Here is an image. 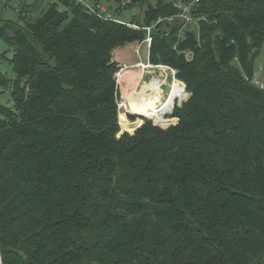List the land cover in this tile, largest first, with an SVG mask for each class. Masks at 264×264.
<instances>
[{"label": "trees", "instance_id": "obj_1", "mask_svg": "<svg viewBox=\"0 0 264 264\" xmlns=\"http://www.w3.org/2000/svg\"><path fill=\"white\" fill-rule=\"evenodd\" d=\"M85 1L0 20L16 74L0 71V264H264V0H200L182 36L177 0ZM160 18L151 61L192 95L177 123L120 128L113 53Z\"/></svg>", "mask_w": 264, "mask_h": 264}, {"label": "rangeland", "instance_id": "obj_2", "mask_svg": "<svg viewBox=\"0 0 264 264\" xmlns=\"http://www.w3.org/2000/svg\"><path fill=\"white\" fill-rule=\"evenodd\" d=\"M50 1L52 0H0V20L1 21H11L13 23H16L17 25L22 26L23 21L20 18V7L23 4L28 5L29 7H45ZM98 1L101 4V7L105 9V13L107 16H114L115 11H117V8H124L126 4L131 2V0H87L88 4H91L93 2ZM156 0H152V3H155ZM60 10L64 9V6L59 5ZM33 9V8H32ZM36 10V9H35ZM39 10V9H38ZM138 16L140 19L144 17V9L140 5H135L131 7L130 10H124L123 13L119 14V18L121 21L124 22H130L132 21V18L134 16ZM193 31H198V27L196 25H193V27L189 28ZM197 33V32H196ZM140 48V42H133L130 43L124 47L117 48L114 53L113 57L115 60H117L121 65H123L122 68L128 67L127 70L123 71V74L120 76V78H117L118 70L115 74L116 76V83L118 86V93L117 99H118V122L120 125V122L122 121V118H124L126 121H132L134 123H138V120L141 119L142 123L137 127V129L144 124L146 120H149L147 117L137 114L135 111L140 110V113H146L143 111V107L147 106L146 102L155 101V97L151 94L149 89H146L144 85H147L151 81H149L150 74H146L144 79L142 80V75L144 74V71L141 67H137V63L141 60L143 62L148 61V53H149V47L147 44H142L140 48V55L137 53V50ZM14 55V48L11 47L7 41L0 38V71L5 74L7 78H10L14 81L16 78V74L13 69V63L11 59ZM264 47L261 51V54L259 55L257 61H256V67L255 70V80H264ZM176 78L178 81L182 82L185 85V90L187 92V96L184 100H182L179 96H176V104L174 105L173 109L162 114L157 120L156 118L152 117L154 121H162L166 117L168 119H171L172 122L170 124L177 123L179 121V110L183 108V106L189 101L192 92L189 91L187 84L182 79H179L176 75ZM149 81V82H148ZM142 82V83H141ZM172 75H169L168 77V84L163 85L162 92L163 97L168 95L170 91V85L172 84ZM11 86V85H10ZM4 87L0 86V103L3 105H7L9 107L14 106V100L11 95V88L12 87ZM141 90L140 92H143L142 94L137 96L135 92ZM139 93V92H138ZM132 95H134L132 97ZM178 97V98H177ZM125 100V101H123ZM129 103L125 106V109H127L130 105L134 106V111H131L132 113H128L125 111V113L119 112V107H122L121 103ZM161 102H157L156 105H160ZM147 114V113H146ZM149 115V114H148ZM150 116V115H149ZM152 116V115H151ZM1 117V115H0ZM150 118V117H149ZM152 121V120H151ZM154 121H152L154 124H156ZM157 125V124H156ZM159 125V124H158ZM120 128L122 126L120 125ZM128 132V131H126Z\"/></svg>", "mask_w": 264, "mask_h": 264}, {"label": "built area", "instance_id": "obj_3", "mask_svg": "<svg viewBox=\"0 0 264 264\" xmlns=\"http://www.w3.org/2000/svg\"><path fill=\"white\" fill-rule=\"evenodd\" d=\"M199 1L200 0H190V1L177 0L178 6H179V12L175 15H170V16L166 17L169 21H173L175 18H180L183 20L184 25L180 31V36L183 35V31L185 29L193 27V25H196L199 28V20L200 19H199V17H196L192 14V8ZM85 3H87V1H85ZM99 8H101L102 11H105V9H103L101 7V5H99ZM161 20H163V19L160 18L156 23L146 25L143 27V29L146 31V36H145V39L140 42V48H141L142 44H147V46L149 47L148 61L143 62L140 60L136 66L142 67L144 70V74L142 75L143 76L142 80L144 79L146 74H150L149 81H152L154 79H158L159 80V87H160V89L163 90L162 86L168 84L169 75H172V81L174 82L177 79L176 75H177L178 71L176 68H174L170 65L163 64V63H153L151 61L150 48H151L152 42H153V31H154V28H156V24L159 23ZM132 26L134 28H140L139 25H137V24H132ZM140 48L137 50V53L139 55H140ZM255 83L258 84L262 89H264V80H255ZM125 111L128 113H132L131 111H128V109H126ZM147 118L149 120L154 121L153 118H149V117H147ZM154 122L156 124H159L156 121H154ZM159 125H161V124H159Z\"/></svg>", "mask_w": 264, "mask_h": 264}, {"label": "bare ground", "instance_id": "obj_4", "mask_svg": "<svg viewBox=\"0 0 264 264\" xmlns=\"http://www.w3.org/2000/svg\"><path fill=\"white\" fill-rule=\"evenodd\" d=\"M127 69H128V67L121 69L118 72L117 78L119 79L120 76L123 74V71H125ZM144 86L146 87V89L150 90L151 94L155 97V101L154 102H151V101L146 102L147 106L143 107V111L146 112L147 114L146 113H140V110H137L135 112L137 114L143 115L145 117H150L152 115L153 117H156L157 120H159V118L162 114H164V113H166L172 109L173 103L171 105V102L176 96H179L182 100H184L187 96V92L185 90L184 84L182 82L178 81L177 79L170 85V91H169L168 95L165 96V98L163 97L162 89H160V87H159V80L158 79H154L150 83H148L147 85H144ZM140 91L141 90L138 91L139 93L136 91L135 94H137V96L140 95V93L142 94L143 92H140ZM133 96L134 95H132V97ZM161 100H162V103L157 106L156 103L161 102ZM123 101H125V100H123ZM128 104L129 103H127V102L121 103L123 110H124L121 113H125V106ZM150 118H152V117H150Z\"/></svg>", "mask_w": 264, "mask_h": 264}, {"label": "water", "instance_id": "obj_5", "mask_svg": "<svg viewBox=\"0 0 264 264\" xmlns=\"http://www.w3.org/2000/svg\"><path fill=\"white\" fill-rule=\"evenodd\" d=\"M126 110V109H125ZM124 110H123V107H119V112L121 113V112H123Z\"/></svg>", "mask_w": 264, "mask_h": 264}]
</instances>
